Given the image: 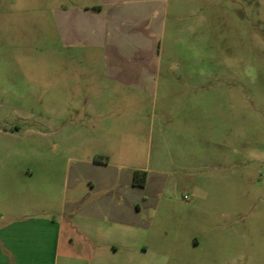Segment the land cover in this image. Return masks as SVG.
<instances>
[{
  "label": "rangeland",
  "instance_id": "rangeland-1",
  "mask_svg": "<svg viewBox=\"0 0 264 264\" xmlns=\"http://www.w3.org/2000/svg\"><path fill=\"white\" fill-rule=\"evenodd\" d=\"M65 1L0 0V211H32L38 188L109 155L120 179L147 177L142 227L110 262L264 264V0H177L181 44L144 100L105 82L98 58L64 57L52 15ZM101 92L110 129L74 104ZM137 102L142 116L124 107Z\"/></svg>",
  "mask_w": 264,
  "mask_h": 264
},
{
  "label": "crops",
  "instance_id": "crops-1",
  "mask_svg": "<svg viewBox=\"0 0 264 264\" xmlns=\"http://www.w3.org/2000/svg\"><path fill=\"white\" fill-rule=\"evenodd\" d=\"M192 13L189 8L187 14ZM52 17L65 58H98L105 82L137 100L157 93L164 79L161 58L181 44L176 36L181 21L177 0H66ZM101 95L84 93L74 104L93 116L86 125L110 129L114 120L104 115L108 108L100 102ZM124 107L141 116L147 112L140 102ZM121 117L115 126L125 124ZM112 133L114 142L143 140L132 132ZM57 142H52L53 148ZM106 156L104 162L88 160L72 170L67 167L62 186L38 188L47 199L32 203V211H0V264H114L110 260L118 251L128 255L136 229L142 227L137 214L141 209L133 199L131 178L120 179ZM145 187L146 182L139 189Z\"/></svg>",
  "mask_w": 264,
  "mask_h": 264
},
{
  "label": "trees",
  "instance_id": "trees-1",
  "mask_svg": "<svg viewBox=\"0 0 264 264\" xmlns=\"http://www.w3.org/2000/svg\"><path fill=\"white\" fill-rule=\"evenodd\" d=\"M146 182V172L134 170L131 175V183L135 187H144Z\"/></svg>",
  "mask_w": 264,
  "mask_h": 264
}]
</instances>
